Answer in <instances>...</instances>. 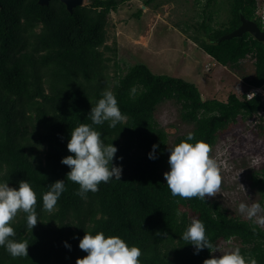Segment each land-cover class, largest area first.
Returning a JSON list of instances; mask_svg holds the SVG:
<instances>
[{
	"label": "trees",
	"instance_id": "obj_1",
	"mask_svg": "<svg viewBox=\"0 0 264 264\" xmlns=\"http://www.w3.org/2000/svg\"><path fill=\"white\" fill-rule=\"evenodd\" d=\"M126 1L90 0L70 13L55 0L48 6L38 0H0V182L18 188L20 180H27L37 196L39 220L30 230L26 214L18 212L11 222L13 239L28 242V257L13 258L0 247V264H75L87 255L78 247L84 232L118 236L129 247H139L140 264H203L212 253L205 248L194 254V246L180 239L193 217L204 223L215 249L222 241L235 240L242 255L264 264L263 228L230 217L216 201L172 196L163 178L164 170H169L167 133L155 118L159 105L173 102L181 121L192 126L189 133L206 142L211 155L218 127L240 116L257 115L264 109L262 97L247 100L232 93L225 101L204 98L194 84L155 75L142 63L124 72L115 64L111 82L113 58L107 54L115 57L116 48L107 45V16ZM153 1L158 0L145 3ZM197 1H205L206 9L225 4L227 12L219 27L198 24L204 38L192 37L197 46L233 70L252 57L254 74L246 80L247 87L264 86V44L249 34L215 43L238 28L240 13L255 21L257 0ZM105 90L114 92L127 120L114 128L107 121L93 128L105 144L117 148L112 163L122 166L121 180L101 182L97 192H88L83 199L75 194L79 185L66 177L70 169L61 159L71 154L67 150L71 131L80 123L91 124V107ZM154 144L158 147L153 160L148 153ZM250 179L264 200V169ZM56 180H64L66 190L49 213L42 198Z\"/></svg>",
	"mask_w": 264,
	"mask_h": 264
},
{
	"label": "rangeland",
	"instance_id": "obj_2",
	"mask_svg": "<svg viewBox=\"0 0 264 264\" xmlns=\"http://www.w3.org/2000/svg\"><path fill=\"white\" fill-rule=\"evenodd\" d=\"M89 3L90 0H84L83 5ZM204 6L205 1L197 0H158L150 4L145 0H128L109 13L107 45L116 48L115 57L107 54L113 58L109 63L110 81L114 79L115 64L121 69L119 72H124L126 67L142 63L155 75L181 78L194 84L204 98L225 101L232 93L241 96L248 86L246 80L253 77L254 60L247 57L233 70L217 64L197 46L192 37L204 38L203 30L198 32V24L206 22L211 27H219L227 18L225 4L217 3L208 9ZM179 114V106L173 102H165L155 110L159 126L167 131V149L175 145L176 138L192 130L191 125L181 121ZM261 120L240 116L234 123L219 126L210 155L220 166L222 182L219 193L205 198L216 201L230 217L244 221L254 222L237 211L239 203L257 202L264 207L262 194L250 179L251 174H259L264 169ZM255 141L262 143L261 149ZM168 156L167 150V161ZM257 157L259 160L254 163ZM234 247H239L237 241H222L212 256L219 257Z\"/></svg>",
	"mask_w": 264,
	"mask_h": 264
},
{
	"label": "clouds",
	"instance_id": "obj_3",
	"mask_svg": "<svg viewBox=\"0 0 264 264\" xmlns=\"http://www.w3.org/2000/svg\"><path fill=\"white\" fill-rule=\"evenodd\" d=\"M89 114L91 124L80 123L71 131L67 142V150L71 154L61 159V163L70 169L66 177L79 185L75 194L83 199L87 198L88 192H97L101 182L108 183L113 178L121 180L122 175V166L112 163L117 148L111 143L105 144L101 133L94 130L93 125H102L107 121L108 126L114 128L127 120L111 90L103 91L102 98L91 107ZM193 140L194 134L189 133L185 140L167 149L169 170L163 173V178L172 196L205 201L206 196L213 197L220 191V166L210 156L211 149L206 142H188ZM157 147L155 144L152 146V151L148 153L149 159H156ZM117 159L122 160V157ZM258 160L259 157L254 163ZM241 188L244 190L243 186ZM65 190L64 180L51 183L50 190L43 194V209L51 213ZM36 203V193L27 180H20L18 188L10 187L7 181L0 182V247H4L13 258L28 257L29 244L13 239L16 231L11 222L22 211L26 214L28 229L32 230L39 221ZM237 211L255 224L264 226V207L259 203L252 202L249 205L241 202ZM180 239L194 246V254L205 248L210 254L216 252L206 235L204 223L196 217L191 218ZM65 247L70 248V245L65 242ZM78 247L87 255L77 258L75 264H140L142 255L139 247H129L120 237H105L103 232L95 235L84 232ZM203 264H257V260L250 255L246 258L239 247H234L226 249L219 257L210 256L203 260Z\"/></svg>",
	"mask_w": 264,
	"mask_h": 264
},
{
	"label": "water",
	"instance_id": "obj_4",
	"mask_svg": "<svg viewBox=\"0 0 264 264\" xmlns=\"http://www.w3.org/2000/svg\"><path fill=\"white\" fill-rule=\"evenodd\" d=\"M52 0H38V4L41 6H48L49 2ZM62 3L68 12H72V10L76 7H82L84 0H55ZM240 25L238 28L233 30L232 32L222 35L215 40V43H219L221 41H226L234 38H242L244 34H249L256 41L264 44V30H261L257 23L253 20H249L244 17L241 13L239 15ZM167 132V131H166Z\"/></svg>",
	"mask_w": 264,
	"mask_h": 264
},
{
	"label": "built area",
	"instance_id": "obj_5",
	"mask_svg": "<svg viewBox=\"0 0 264 264\" xmlns=\"http://www.w3.org/2000/svg\"><path fill=\"white\" fill-rule=\"evenodd\" d=\"M254 18H255V22L258 24L260 29L264 30V0H257L256 8L254 11ZM242 96H245L247 100H250L255 96H260L262 97L264 102V86H260V87L249 86L245 88V90H243L241 96H237V97H242ZM251 118H257L259 120L262 119L261 123L264 126V109L260 110L257 115H254ZM255 144L258 146V148L261 149L262 143H258L255 141Z\"/></svg>",
	"mask_w": 264,
	"mask_h": 264
}]
</instances>
